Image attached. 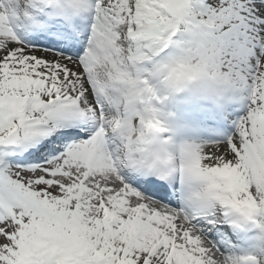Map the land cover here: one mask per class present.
Returning <instances> with one entry per match:
<instances>
[{"label": "snow or ice", "instance_id": "snow-or-ice-1", "mask_svg": "<svg viewBox=\"0 0 264 264\" xmlns=\"http://www.w3.org/2000/svg\"><path fill=\"white\" fill-rule=\"evenodd\" d=\"M0 264H264V0H0Z\"/></svg>", "mask_w": 264, "mask_h": 264}]
</instances>
